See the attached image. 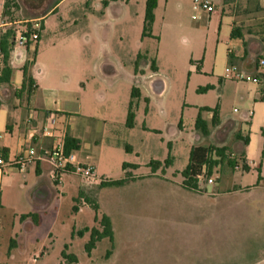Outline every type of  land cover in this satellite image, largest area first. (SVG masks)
Wrapping results in <instances>:
<instances>
[{"label": "rangeland", "instance_id": "374dc122", "mask_svg": "<svg viewBox=\"0 0 264 264\" xmlns=\"http://www.w3.org/2000/svg\"><path fill=\"white\" fill-rule=\"evenodd\" d=\"M82 1L68 0L51 14L45 20V32L38 42L21 49L22 60L35 58L37 71L42 72L41 87L54 90L57 96L61 94L59 90L73 87L85 113H98L108 120L103 123L99 118L96 122L78 118L80 128L88 130L89 141L97 137L104 146L96 172L112 180L134 175L135 180L121 186L97 188L93 194L84 190L80 196L72 194L71 199L69 193L62 191V185L52 188L47 180H42L33 188L32 178L24 183L23 172L12 170L3 175L0 179V264H208V256L203 253L212 255L215 243L203 242V231L193 220L200 216L198 199L178 189L182 177L174 171L181 169L180 160L175 158L173 168L164 173L160 169L153 173L149 162H163L168 155H175L167 147L170 141L178 143L180 152H188L194 145L208 144L229 145L235 151L237 144L231 131L234 120L243 119L240 115L252 109L250 141L244 151L248 159L262 162L261 171H264L261 134L264 95L259 97L257 92L255 106H247L242 89L256 83L238 79L235 72L228 71L235 65L229 64L228 14L222 16L219 32L215 19L208 25V20L203 19V13L207 12L193 9L194 0H157L152 28L148 36H142L146 0H94L92 12H85V17L81 8L88 7L82 6ZM104 1L111 3L107 9ZM209 1L218 12L225 3L226 11L235 5L234 0ZM52 3L53 0H14L6 19L37 18ZM65 6L73 14H67ZM193 15L198 17L194 19ZM71 32L74 38L68 36ZM159 33L162 37L158 43ZM138 53L144 57L138 59L134 71ZM152 60L156 62L155 74L150 67ZM256 62H259L258 56L252 66ZM252 66L247 65L248 69L241 71L244 76L252 77ZM15 74H19L17 68ZM133 86L146 91V97L133 100L134 125L128 128L125 121ZM252 93L255 95L256 90ZM215 106L220 126L207 137L196 135L193 121L199 108ZM205 113L201 114L206 116ZM179 121L184 123L181 130L177 129ZM173 128L177 133L173 134ZM117 139L124 142L116 145L113 142ZM123 143H128L131 150ZM98 149L101 148L94 147ZM123 163L128 164L131 172L123 173ZM230 169L219 165L215 168L217 177ZM234 170L232 180L238 182L243 170L241 161ZM259 170L256 167L244 172L245 183L255 181ZM204 185L207 191L220 186L207 182ZM87 199L98 206L100 214L110 216L114 232L113 245L103 238L90 253L84 248L88 235L71 237L73 229L98 225L93 222L94 210ZM74 205L82 208L81 213L73 211ZM236 208H227L224 216L221 232L224 246L219 251L223 253L224 264L248 261L245 257L244 263H234L245 254L249 235V232L243 234L239 226L235 230L232 216L236 215ZM242 213L239 210L236 216ZM241 236L246 242L237 249L235 245L241 243ZM256 242L250 248L255 253L248 256L250 261L264 255V247L256 248ZM42 249L46 253L33 261ZM63 252L74 255L77 261L70 263ZM258 264H264V260Z\"/></svg>", "mask_w": 264, "mask_h": 264}, {"label": "crops", "instance_id": "0c3cea01", "mask_svg": "<svg viewBox=\"0 0 264 264\" xmlns=\"http://www.w3.org/2000/svg\"><path fill=\"white\" fill-rule=\"evenodd\" d=\"M11 1L14 3V0ZM67 1L68 0H53V3L43 14L36 16L37 18L42 19V34L45 32V20L51 14L55 13L59 8L64 6ZM234 2L235 5L232 8H229V5H227L230 11H226L225 3L221 8V12H218V10L215 9L210 14L203 13V19L208 20V25L215 19L217 24L216 29L220 32L222 16L228 14V17L226 19L228 23L231 24L229 43L230 52L228 50V53H230L232 57V62H234L235 66H237L238 70L241 72L245 68H247V65L252 66V63L254 62L256 56L264 55V14L261 13L264 10V0H234ZM93 4L94 0H83L81 5H86L88 8L86 10L81 8L82 15H84L85 12H92ZM110 4L111 3H107V5H105V9H107ZM64 10L67 14H73V11H71L68 6H65ZM71 22L73 23L74 20H71ZM233 29H238V35L236 37L231 36V31ZM42 34L40 36H42ZM68 36H70V38H74V34L72 32ZM161 37L162 35L161 33H159L158 43L161 41ZM65 38L67 37H64L63 39ZM21 49L23 48H15L9 54L6 66L0 77V147L3 154L6 155L7 159H12L17 154H19L21 150L32 146L51 148L60 139L63 138L64 140L65 137L69 135L80 141L79 149L74 151L77 159L82 163L93 165L95 171H97L96 169L98 166V160L101 155L100 151H102V148L104 146L102 145V141H100L97 137L89 141L87 132L88 130L84 127H82V129L80 128V125H78V118L81 116L85 119H88L89 121L94 122H96V118H99L102 119L103 123H107L108 120H106L105 118H101L98 113H95L94 115L85 113L80 104L79 95L75 96V90L73 87L66 90H59L61 94L58 96L55 94L54 90L48 89L46 87H41V69H38L37 71V62L34 57L31 60H22L23 50ZM13 55L16 56L17 60L14 59ZM26 64H28L27 73L32 78V88H29L28 84H22V68ZM16 68L19 70L18 75L15 74ZM155 73L156 71H154L153 74ZM259 74H264V68H261L257 65V63H255L252 66V76H258L261 79V82L260 84L248 87L245 90L242 89V91H244V97L247 98L245 104L247 106H250L251 108L255 106L257 92L258 94H260L259 97H263L264 95V78ZM74 84L75 81L73 82V85ZM253 89L256 90L255 95L252 93ZM45 91L53 92L49 94V92ZM160 91L161 90H159V92ZM250 91L253 96H251ZM144 94H146V91L140 90V97H146L144 96ZM248 111L252 112V109H249L246 111V113H242L240 115L244 116L243 119L240 118L239 120H234V129L232 128L231 131L235 132L243 122H249V124H251L250 122L253 116V112L250 117H247ZM205 112L206 116L203 114L202 117L209 121L212 114L211 112ZM235 112H237V110ZM49 113L54 116V131L52 137H48L43 134V128L46 124L47 115ZM177 127L178 130L183 129L184 123L179 121ZM177 129L173 128V134L177 133ZM195 134L199 135L196 131ZM119 141L124 142L121 139H117L113 143L119 145ZM176 145L172 144L171 141L167 143V147H170V151L175 155L171 157L172 163L169 167L164 169V172H166L168 168H173L175 158H178L181 162V169L174 171L179 174L188 163L189 151L192 146L190 148L189 145L187 146L189 148L188 152H184V150L180 152L178 143H176ZM214 145L221 146V144ZM97 146L101 148L98 149V151L94 150V147ZM123 146L129 151L131 150V147L128 145V143H123ZM245 163L247 169L241 170V176L238 182H233L232 176L234 175L235 170L230 169L226 170L224 173H222L221 176H218L213 183H211L213 184V186H215V184H218L220 186H218L217 188L210 187L209 191H207V185L198 186L197 189L188 188L182 184V179L181 182L177 185L178 189L192 194L194 198L198 199L199 201L200 219L197 218L193 220L195 224L199 225L201 232L203 231V242L211 241L215 243V251L212 255L203 253V255L207 254L208 256V264L209 257L211 258L210 264H224L223 253L219 254V251H222L224 246L223 235L221 233L223 225L225 224L224 216L227 208H232L235 206H237L236 215L239 210H243L242 214L238 216H232L235 217V219L233 218L235 230L236 226H239L243 229V234L249 232V235L247 236L248 246H246L245 254L242 255L241 260L237 259L234 263L240 261L244 263L243 260L245 257L248 259V261H245V264H258L261 262V260H264V255L263 258L256 261H250L248 257L249 255L255 254L250 248L255 244L256 239L258 240L256 242V248L264 247V171H261V168H263V163H255V161L248 159L246 155ZM256 167L260 168L256 180H248V183H245L247 182L245 181L247 179V174L244 175V172L246 173L247 171H250L251 168ZM159 169L161 170V168ZM9 172H7L6 174H8ZM129 172H131L130 167H127V169L123 170L124 174ZM23 173H25V184L28 182V179L32 178L33 188H36L42 180H47L48 185L52 186V188L53 186L55 188H58L62 185V191H64V193H69L71 195V199L73 197L72 194H82L84 190H88L89 193L93 194L97 188L109 187L100 186L99 183H94L91 186H83L80 179L70 173H64L60 175L59 184H55L56 181L53 182L50 176V168L44 162H37L29 165ZM96 174L100 178L112 180L108 178V175H100L97 172ZM89 199L87 200L89 201ZM244 202L249 203V205L244 206ZM81 211L82 208L78 207L76 214L81 213ZM84 227H92V224L83 225L77 230H81ZM84 235L89 236L88 232L84 233ZM235 241L237 242L236 239ZM240 242V244L235 245L237 249L239 248V246L244 245L243 243L246 242V239L242 238L241 236Z\"/></svg>", "mask_w": 264, "mask_h": 264}, {"label": "trees", "instance_id": "16d2710c", "mask_svg": "<svg viewBox=\"0 0 264 264\" xmlns=\"http://www.w3.org/2000/svg\"><path fill=\"white\" fill-rule=\"evenodd\" d=\"M11 0H8V2L5 4V13L10 14L9 6H10ZM104 5H107V2H104ZM157 6V0H146L145 1V10H144V19H143V29H142V36H148L149 32L152 28L153 22H154V10ZM238 30V29H237ZM237 30L231 31V36L236 37ZM1 46L3 48V51L5 53V60L7 63L10 48L6 41V38L4 37L1 41ZM141 57H144L143 53H138L136 56V61L134 63V71H136L138 67V59ZM264 58V55L258 56V59ZM232 62V57L229 53V64ZM33 63V62H31ZM258 64V62H256ZM30 64V63H29ZM27 65H24L22 68L23 71V85L28 84L29 88H32V78L27 73ZM151 70L154 72L156 71V64L155 60H152L150 62ZM264 78V74H259ZM209 88L206 87L204 89ZM131 100L128 104V110H127V116H126V122L125 125L128 128H132L134 125V119H135V112H134V101L136 99H139L140 97V90L137 87L131 88ZM144 101L148 103L147 98H144ZM207 111L211 112L212 116L211 119L208 121L202 117V112ZM220 120L218 117V107L215 106L214 108H207L202 107L199 108V111L197 113V116L194 121V129L195 131L202 137H207L211 134L212 130L219 126ZM249 122H243L240 127L233 133V141L237 144L236 150L233 151L231 149V146L229 145H214V144H208V145H194L191 147L189 151L188 156V163L184 167V169L181 171V177H182V184L185 185L188 188L191 189H197L198 188V179L197 176L203 171L204 169V176L205 178H209L215 168H217L219 165H227L232 170L236 169V167L239 165V161H241V167L243 170H246V164H245V151L244 147L248 145L249 143ZM261 134L264 137V128L261 129ZM80 141L76 138H73L69 135H67L64 139V149L66 153L74 152L75 150L79 149ZM5 158L6 155L3 154ZM172 163V158L170 155H168L163 162L151 160L149 162V166L151 170L154 172L157 169L161 168V172H164V169L169 167ZM123 170L128 167L127 163L122 164ZM133 167H136L133 165ZM128 175V174H127ZM135 178L132 176H126L122 179L117 180H104L99 183L100 186H120L126 183L127 181L134 180ZM79 196L81 193L78 194ZM88 201V200H87ZM89 202V201H88ZM91 206L94 210V217L93 220L97 222V226L92 227H84L81 230H72L71 237L77 235L79 237H82L84 233L88 232V240L84 244V248L87 253H90V251L95 248L96 243L99 242L103 238H107L110 243L113 245L114 242V235L112 230V224L111 220L108 215L102 213L100 214L98 212V206L92 202ZM78 207L76 205L73 206V211H77ZM27 215H24L22 217H26ZM21 217V218H22ZM14 244V242H13ZM68 246L65 245L64 249L67 250ZM64 258H68L70 263L76 262V257L74 255L66 254V252L62 253Z\"/></svg>", "mask_w": 264, "mask_h": 264}, {"label": "built area", "instance_id": "2783aa9c", "mask_svg": "<svg viewBox=\"0 0 264 264\" xmlns=\"http://www.w3.org/2000/svg\"><path fill=\"white\" fill-rule=\"evenodd\" d=\"M7 2L8 0H0V77L6 66L5 53L1 46L2 39L4 37L6 38L11 53L15 48H28L30 45H35L40 39L43 27L41 18H31L29 20H7V13H5V4ZM12 5L13 2L10 3L9 6L11 10ZM192 7L195 10L198 9L207 13H212L214 11L213 4L207 0H194ZM197 17L198 16L195 15L192 16L194 19ZM258 63L259 66L264 67V58L259 59ZM228 71L235 72V76L238 77V79L251 81L256 84H260L261 82V79L258 76H244L235 65L229 67ZM234 111H236V109H234ZM251 115L252 112L248 111L247 117H250ZM53 131L54 116L49 113L47 115L46 124L43 128V134L45 136L52 137ZM37 162H44L48 165L50 168L51 179L53 182L56 181L55 184H59L60 175L64 173H70L77 176L82 182L83 186H91L94 183H100L101 181L106 180L97 176L93 165L80 162L74 152L66 153L64 149L63 138L51 148L32 146L23 149L12 159L5 158L0 147V179L4 174L11 170L24 172L29 165ZM215 178H217V173L215 170L213 174L206 179L203 169V171L197 176L198 186H203L206 182L211 184L214 182ZM45 253L46 250L42 249L39 254H35L33 261H36V259L43 256Z\"/></svg>", "mask_w": 264, "mask_h": 264}]
</instances>
